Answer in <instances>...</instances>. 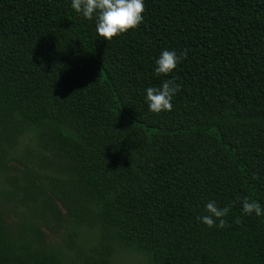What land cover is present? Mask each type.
Wrapping results in <instances>:
<instances>
[{
  "label": "trees",
  "instance_id": "1",
  "mask_svg": "<svg viewBox=\"0 0 264 264\" xmlns=\"http://www.w3.org/2000/svg\"><path fill=\"white\" fill-rule=\"evenodd\" d=\"M70 2L0 0V264H264V0H144L110 41Z\"/></svg>",
  "mask_w": 264,
  "mask_h": 264
},
{
  "label": "clouds",
  "instance_id": "2",
  "mask_svg": "<svg viewBox=\"0 0 264 264\" xmlns=\"http://www.w3.org/2000/svg\"><path fill=\"white\" fill-rule=\"evenodd\" d=\"M70 7L85 20L94 21L98 37L110 41L130 29L137 28L143 22L144 0H71ZM186 58V52L179 55L173 50H163L155 59L154 72L167 75ZM144 102L150 112L159 114L171 111L172 101L180 91V85L175 80L164 81L159 87H147ZM203 214L196 217L199 223L209 228H223L224 219L229 213V207H219L214 200L204 204ZM242 214L256 217L264 216V207L254 199L245 197L241 201Z\"/></svg>",
  "mask_w": 264,
  "mask_h": 264
},
{
  "label": "rangeland",
  "instance_id": "3",
  "mask_svg": "<svg viewBox=\"0 0 264 264\" xmlns=\"http://www.w3.org/2000/svg\"><path fill=\"white\" fill-rule=\"evenodd\" d=\"M53 227V225H51ZM62 231L51 232L49 229H46V234L50 243L56 244L60 242ZM114 264H146L143 262L142 257L135 254H122L115 258Z\"/></svg>",
  "mask_w": 264,
  "mask_h": 264
}]
</instances>
